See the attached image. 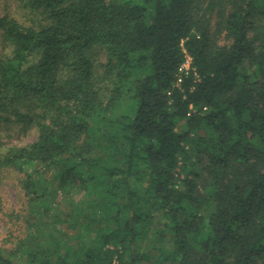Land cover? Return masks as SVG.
Segmentation results:
<instances>
[{
	"label": "trees",
	"instance_id": "1",
	"mask_svg": "<svg viewBox=\"0 0 264 264\" xmlns=\"http://www.w3.org/2000/svg\"><path fill=\"white\" fill-rule=\"evenodd\" d=\"M18 3L0 185L17 173L23 202L0 264H264V0Z\"/></svg>",
	"mask_w": 264,
	"mask_h": 264
},
{
	"label": "rangeland",
	"instance_id": "2",
	"mask_svg": "<svg viewBox=\"0 0 264 264\" xmlns=\"http://www.w3.org/2000/svg\"><path fill=\"white\" fill-rule=\"evenodd\" d=\"M15 13L21 20L27 19V13L19 6L18 0H0V13ZM2 45H0V50ZM36 138V132H20L5 130L4 141L6 144L24 145ZM17 173H8L0 185V195L5 199L4 212H0V242L11 239L9 235L14 226L15 215L22 210V198L17 186ZM13 219V222H12ZM14 226V227H13Z\"/></svg>",
	"mask_w": 264,
	"mask_h": 264
},
{
	"label": "built area",
	"instance_id": "3",
	"mask_svg": "<svg viewBox=\"0 0 264 264\" xmlns=\"http://www.w3.org/2000/svg\"><path fill=\"white\" fill-rule=\"evenodd\" d=\"M191 62H192V58H191V56L189 54H187L186 55V60L181 66V71L182 72L188 71L190 69V67H191ZM114 264H121V263H118L117 261H115Z\"/></svg>",
	"mask_w": 264,
	"mask_h": 264
}]
</instances>
